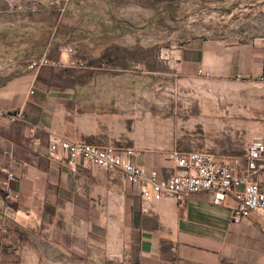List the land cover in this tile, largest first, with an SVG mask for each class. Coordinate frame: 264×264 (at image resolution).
<instances>
[{"label": "crops", "instance_id": "1", "mask_svg": "<svg viewBox=\"0 0 264 264\" xmlns=\"http://www.w3.org/2000/svg\"><path fill=\"white\" fill-rule=\"evenodd\" d=\"M117 1L75 0L93 53L86 62L73 47L82 70H30L26 52L0 48V110L20 116L0 117V183L11 171L17 195L6 201L0 188V264H264V222L250 213L233 223L231 194L220 205L202 192L143 206L118 171L79 161L71 172L47 157L52 137L132 149L139 169L167 179L171 153L199 150L264 189V173L245 165L249 137L264 141V43L130 46ZM116 55L138 58L118 65ZM199 79L210 83L202 92Z\"/></svg>", "mask_w": 264, "mask_h": 264}, {"label": "rangeland", "instance_id": "2", "mask_svg": "<svg viewBox=\"0 0 264 264\" xmlns=\"http://www.w3.org/2000/svg\"><path fill=\"white\" fill-rule=\"evenodd\" d=\"M123 2L128 6L122 7L118 0L112 11L113 15L129 21L124 27L131 33L126 42L130 46L138 40L143 46L162 48H179L193 39L264 43V0ZM78 11L75 0H0V48L12 47L26 52L28 65L42 53L53 61L55 52L70 46L80 48V57L90 62L93 53L83 44L89 41V30L84 28L86 32L82 33L76 24L74 17ZM26 15L28 20L22 18ZM70 29L73 32H69ZM113 58L119 65L121 58L137 60L138 57L116 55ZM209 84L199 79L191 86L202 92Z\"/></svg>", "mask_w": 264, "mask_h": 264}, {"label": "built area", "instance_id": "3", "mask_svg": "<svg viewBox=\"0 0 264 264\" xmlns=\"http://www.w3.org/2000/svg\"><path fill=\"white\" fill-rule=\"evenodd\" d=\"M63 62L49 61L44 56L28 62L27 68L38 70L41 67L64 66L68 69L82 70L85 63L75 58L72 47L64 49ZM6 116L10 122L17 121L18 113L10 114L0 110V117ZM132 149H114L109 146H94L73 143L56 137L47 143V157L57 162H65L72 172L79 162H86L105 170L118 171L131 185L143 206L163 197L173 199L178 205L184 197L196 193H207L215 205L223 203L231 194L234 205L231 207V220L238 223L250 213L257 214L264 222V189L247 178L238 179L233 175L229 164L222 163L214 155L192 150L185 155L171 153L169 159L176 172L167 179H158L154 173L146 174L134 163ZM246 170L250 173H264V141L261 135L249 137L246 149ZM5 179L0 183L6 201L16 200L17 195L10 191L9 184L15 182L11 171H4ZM264 236V227L262 230Z\"/></svg>", "mask_w": 264, "mask_h": 264}, {"label": "trees", "instance_id": "4", "mask_svg": "<svg viewBox=\"0 0 264 264\" xmlns=\"http://www.w3.org/2000/svg\"><path fill=\"white\" fill-rule=\"evenodd\" d=\"M69 32H73V29H70Z\"/></svg>", "mask_w": 264, "mask_h": 264}]
</instances>
